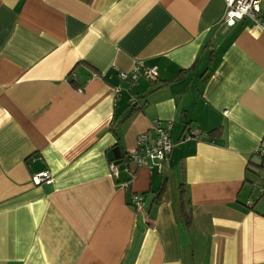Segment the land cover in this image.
Instances as JSON below:
<instances>
[{"label": "crops", "instance_id": "obj_1", "mask_svg": "<svg viewBox=\"0 0 264 264\" xmlns=\"http://www.w3.org/2000/svg\"><path fill=\"white\" fill-rule=\"evenodd\" d=\"M224 11L0 0V264H264V206L241 195L264 172V25L225 27ZM137 61L154 83L120 78ZM167 120L168 169L128 162L114 177L112 147L130 154ZM188 129L202 138L180 141ZM42 170L53 180L36 185Z\"/></svg>", "mask_w": 264, "mask_h": 264}, {"label": "built area", "instance_id": "obj_2", "mask_svg": "<svg viewBox=\"0 0 264 264\" xmlns=\"http://www.w3.org/2000/svg\"><path fill=\"white\" fill-rule=\"evenodd\" d=\"M225 11L222 17L221 23L225 27H230L235 24V22L248 18L254 22H259L258 24L264 25V23L259 21L261 14V4L264 0H223ZM120 78L124 80H130L135 82L139 77H143L151 83H154L157 80V67L156 66H145L142 61H137L131 68L129 72H120ZM133 101V100H131ZM171 128L172 121H155L152 125V133L149 131L141 132L137 135L136 138V148L133 152L128 154L127 161L133 163L136 167L144 166L148 169L156 170L157 173H163L169 167L168 157L173 147L171 141ZM202 133L198 130H186V132L181 137V140L189 139H200L202 138ZM256 155L264 158V149L258 148L256 150ZM128 162L123 165L125 172H128L129 175H132L127 166ZM119 166L110 162L111 173L114 177H117ZM31 180L34 184L52 182V175L48 170H42L37 173H34L31 177ZM130 179L124 180L123 185L125 188L128 187ZM258 198H263L264 196V187H258ZM130 205L134 208L140 210L142 208V195L138 193H132L130 195ZM250 200L246 201V204H251Z\"/></svg>", "mask_w": 264, "mask_h": 264}, {"label": "trees", "instance_id": "obj_3", "mask_svg": "<svg viewBox=\"0 0 264 264\" xmlns=\"http://www.w3.org/2000/svg\"><path fill=\"white\" fill-rule=\"evenodd\" d=\"M185 73V70H181L177 75H176V78H179L181 75H183ZM72 83V85H74L76 88L79 87V86H76L75 85V80H71L70 81ZM135 107V106H134ZM132 108L131 112L133 110H135V108ZM131 112L129 114H131ZM209 135H211V132H209ZM110 155H111V159H110V162L114 163L115 165L119 166V165H124L126 164L128 161H127V156L128 154L127 153H124V151L122 150V148L120 147V145L118 144H115L112 149L110 150ZM261 162L259 164H256L258 167H261L263 168L264 167V164H263V161H264V158H261ZM255 173H257V171H254ZM261 187H264L261 186ZM166 190V185L165 183L158 188L157 190V193H156V196L154 198V201L157 202L161 199L163 193L165 192ZM261 197H264L263 195H261ZM185 197H184V190L182 189L180 191V200L181 201H184ZM261 198L259 199H256L255 201H253L251 204H246V202L244 204H246L247 207H249L250 209H253V207L255 206V204L257 202H259Z\"/></svg>", "mask_w": 264, "mask_h": 264}, {"label": "rangeland", "instance_id": "obj_4", "mask_svg": "<svg viewBox=\"0 0 264 264\" xmlns=\"http://www.w3.org/2000/svg\"><path fill=\"white\" fill-rule=\"evenodd\" d=\"M262 175L263 176H261V178L259 177L258 179H255L256 183L253 185H256V187L250 186V187H252L250 189V187L246 186L245 189L242 191L241 195L245 200L249 199V200L253 201L257 197V195L259 194L257 188L261 187L263 182H264V180L262 179V178H264V172H262ZM258 205L264 206V199L263 198H261L259 200Z\"/></svg>", "mask_w": 264, "mask_h": 264}]
</instances>
